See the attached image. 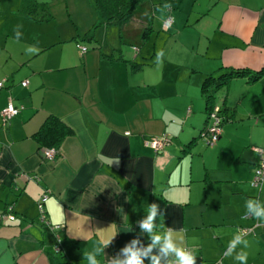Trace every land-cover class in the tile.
<instances>
[{
    "label": "crops",
    "instance_id": "crops-1",
    "mask_svg": "<svg viewBox=\"0 0 264 264\" xmlns=\"http://www.w3.org/2000/svg\"><path fill=\"white\" fill-rule=\"evenodd\" d=\"M162 5L167 10L160 5L157 10L166 16L157 12V19L171 18L163 30L175 37L180 25H194L188 11L198 7L194 23L201 26L197 43L203 46L176 65L164 60L147 72L152 56H141L140 49L131 56L111 44L107 51L94 46L82 54L70 42V49L59 51L63 41L58 36L52 42L50 32L27 34L32 43L17 54L9 34L1 35L0 112L9 101L19 111L7 124L0 114V211L10 208L15 215L0 223V264H90L89 255L99 264H117L127 258L125 248L152 244L140 225L153 203L158 205L154 231L161 240L141 257L143 264H152L153 255L160 256V264H176L175 254L161 253L166 233L177 247L195 254L196 264H239L228 256V244L241 229L248 230L241 234L248 241L247 264H264V221L252 217L246 203L264 207V182L250 184L254 148L264 146L246 143L229 151L232 140L222 128L235 120L227 98L233 84H241L244 100L250 94L259 102L251 115H264V75L254 82L234 77L224 86L219 107L226 120L218 141L209 149L198 137L206 122L205 76L221 66H264V0H164ZM206 14L207 25L200 22ZM26 18L31 24L45 22ZM133 18L106 25L119 30L122 43L140 48L138 42L147 37L143 25L149 26L141 14ZM133 62L141 66L132 70ZM50 114L72 130L53 159L45 158L46 148L33 137ZM164 134L170 142L162 150L145 144ZM43 193L48 196L44 222L37 208ZM56 224L60 227L53 230L50 225ZM58 242L61 250L55 252Z\"/></svg>",
    "mask_w": 264,
    "mask_h": 264
},
{
    "label": "rangeland",
    "instance_id": "rangeland-1",
    "mask_svg": "<svg viewBox=\"0 0 264 264\" xmlns=\"http://www.w3.org/2000/svg\"><path fill=\"white\" fill-rule=\"evenodd\" d=\"M23 1L24 0H0V41H2L3 35L9 34V41L18 46L16 50L17 54L23 52V47L31 45L32 41L26 39L27 34H33V37L35 38L36 35L48 34L50 32L53 33L51 39L52 42H55L54 40H56L58 36L63 41L58 46L59 48H57L59 51L70 49V42L73 43L74 47L75 44H80L81 46L88 48L89 51H91L94 46L98 47L95 48L97 52L99 50L107 51V45L111 44L117 46V48L121 47L123 51L125 50L127 52V55L133 56V53L136 51L134 46L130 45V43L125 44L121 42V39L118 36V29H115L114 26L102 24L100 22V13L96 8L95 0H38L39 2H46L50 6L53 18L49 21L35 22L33 24H31L22 13L24 10V7L21 6ZM163 3L164 0H142L140 8L135 11L133 16L134 18H137V16L141 14V18L146 20L149 26L148 28L145 27V24L143 25L144 29L142 33H145L147 37H145V40L143 39V41L138 42L141 43L139 44L140 48L138 47L141 56L144 54L147 57L152 56L151 61L153 63L150 64L149 67L144 66L145 72L150 71L151 68L160 66L164 63V60L167 66L176 65L182 58H189L191 52H194V55L198 53V48L203 46L201 45L198 47L197 43V32L199 33V28L201 26H199V24L197 25L196 22L194 23V15L199 8H193V11L195 12H191L192 9L191 11H188L191 16L189 24L194 25L185 28L180 25L179 29L181 32L179 30L178 34H180L178 37H175L173 34H171L173 36L168 34L169 32L172 33V31L165 32L167 30H163V22L165 19L163 18L162 23L157 19L161 18L159 15H156L157 12L163 15V11L157 10L159 5L160 8L163 7L167 10L166 7L162 5ZM147 7L152 9L148 10ZM202 8H204V5ZM173 13L176 14V12ZM163 16L165 17L166 15ZM167 18L168 17H166V19ZM200 19H202L200 21L202 24L207 25V23H210L211 21V16H207L206 14L203 17H200ZM133 22L136 23V21ZM205 28L208 32L211 31L210 28ZM195 33L196 37H194ZM46 38H49V36L47 35ZM54 47L55 46H53V48ZM194 55L190 58H194ZM240 85L241 84H233L227 97L229 100V106L234 110L235 120L232 123L227 122L222 126V128L225 129L227 136L232 140L226 145L229 151H231L232 148L236 149L241 146H246V143L251 148L253 145L264 146V115H251V112L259 107V102L255 104L253 101L254 98L250 96V94H246L247 96L244 100V91L241 90ZM225 89L226 88L223 87L215 93V105H221L222 92ZM202 103L204 102L201 97L199 104L202 105ZM204 142L209 149H212V146L216 144V142L213 144H207L206 138L204 139ZM261 148L264 147L254 148L256 154H254L252 158H254V162L256 163L253 165V170L258 168L260 162L259 149ZM216 155L217 153L214 152L211 154V162H216ZM194 161H196V158ZM197 165L201 166L200 163ZM218 171V169L213 170V172ZM227 172L231 173L232 169L229 168ZM252 179L253 176L250 182Z\"/></svg>",
    "mask_w": 264,
    "mask_h": 264
},
{
    "label": "trees",
    "instance_id": "trees-1",
    "mask_svg": "<svg viewBox=\"0 0 264 264\" xmlns=\"http://www.w3.org/2000/svg\"><path fill=\"white\" fill-rule=\"evenodd\" d=\"M141 3L142 0H95L96 8L101 13V22L105 24H114L116 26H121L130 20L134 16L135 11L140 8ZM24 4L25 6L22 13L28 18L35 21H47L53 17L50 6L46 2L24 0ZM163 28H165L164 24ZM77 45L78 44H76V46ZM134 49L137 51L138 46L134 45ZM131 65L132 70L141 66V64L137 62H133ZM262 75H264V66L259 70L221 66L216 70L215 74L206 75L201 84V93L205 99L206 122L200 130L198 137L204 138L207 134L209 112L217 106L214 104V93L219 88L227 86L234 77H246L248 81L254 82ZM218 115L220 116V126H222L226 119L222 117L220 107ZM71 133L72 130L70 127L59 117L50 114L46 117L40 128L34 133L33 137L38 142L41 149L52 147L57 151L63 139Z\"/></svg>",
    "mask_w": 264,
    "mask_h": 264
},
{
    "label": "clouds",
    "instance_id": "clouds-1",
    "mask_svg": "<svg viewBox=\"0 0 264 264\" xmlns=\"http://www.w3.org/2000/svg\"><path fill=\"white\" fill-rule=\"evenodd\" d=\"M168 23L170 24L171 20H169ZM246 203L249 211H251L252 217L264 221V207L256 206L251 200ZM157 209V204L153 203L149 205V214L140 225L143 232L151 235L153 241L152 244H150L146 249L143 250L134 249L132 247L125 248L124 252L127 254V258L123 261H118L117 264H143V260L141 257L147 256L151 252L152 248L160 242L161 236L155 234L154 231L156 228L154 219L157 213ZM163 239L164 243L161 247V253L163 255L167 256L169 254H175L176 264H196L195 254L185 250L184 248L177 247V245L171 239L170 233H166ZM136 242L137 241H133V244H135ZM109 243H111V237L105 241L104 246L107 247ZM240 245H243V247H239ZM247 247L248 241L244 238V236L241 234H235L228 244V256L233 257L236 261L239 262V264H247L248 252L244 250ZM97 251H99V249ZM88 259L90 260V264H99V262L96 261L95 258L91 255H89ZM152 264H160V256L153 255Z\"/></svg>",
    "mask_w": 264,
    "mask_h": 264
},
{
    "label": "built area",
    "instance_id": "built-area-1",
    "mask_svg": "<svg viewBox=\"0 0 264 264\" xmlns=\"http://www.w3.org/2000/svg\"><path fill=\"white\" fill-rule=\"evenodd\" d=\"M171 20V18H167L164 21V27L168 28L170 24L168 21ZM172 22V21H171ZM81 53H84L86 51V48L81 46L80 44L77 45ZM3 80L0 81V88L3 86ZM28 84L27 80H23L21 82L22 86H26ZM19 111V108H17L12 101H9L7 106L0 112L1 114V120L3 124H6L15 114H17ZM219 107H214L213 110L209 112V124L207 129V134L204 136V139L206 138L207 144H213L215 143L221 132V126H220V116L218 115ZM128 134V133H126ZM170 142V137L167 134H164L159 137H151L148 140L145 141V144L153 148L155 151L162 150L168 143ZM56 149L55 148H46L44 151V156L47 159H53L56 155ZM260 153V162L258 165V168L254 170L253 173V179L250 182V184L254 187H260L261 183L264 182V148L259 149ZM47 194L43 193L39 200L37 201V208L39 211L40 219L42 222L45 221V211H44V202L47 199ZM15 220V215L12 212L10 208L0 211V223L4 224L7 222H12ZM50 227L53 230H58L60 225H50ZM247 229H241V234L246 233ZM61 250L59 242L54 245V251L59 252Z\"/></svg>",
    "mask_w": 264,
    "mask_h": 264
}]
</instances>
